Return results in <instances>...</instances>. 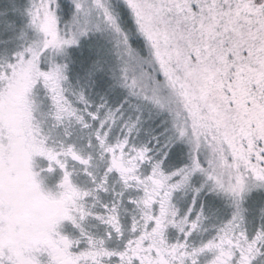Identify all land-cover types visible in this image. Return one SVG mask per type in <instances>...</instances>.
<instances>
[{"label": "snow or ice", "instance_id": "1", "mask_svg": "<svg viewBox=\"0 0 264 264\" xmlns=\"http://www.w3.org/2000/svg\"><path fill=\"white\" fill-rule=\"evenodd\" d=\"M0 264H264V0H0Z\"/></svg>", "mask_w": 264, "mask_h": 264}]
</instances>
